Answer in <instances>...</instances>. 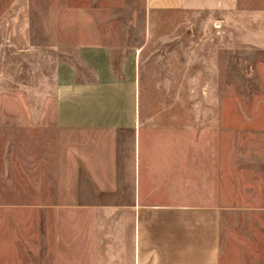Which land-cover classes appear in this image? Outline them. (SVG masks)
Here are the masks:
<instances>
[{
    "label": "crops",
    "instance_id": "crops-1",
    "mask_svg": "<svg viewBox=\"0 0 264 264\" xmlns=\"http://www.w3.org/2000/svg\"><path fill=\"white\" fill-rule=\"evenodd\" d=\"M25 1L11 0L0 15L4 19L17 13L16 31L24 25ZM145 6L149 20L177 14L203 23L149 24L144 42L130 46L124 55L122 45L101 44V60L109 56L128 65L131 95L139 104L126 108L131 114L126 121L115 116L108 120L106 114L121 113V108L101 105V138L92 154L85 137L89 123L73 116L83 115V108L56 105L46 121L42 109L32 107L36 115L29 121L18 122L13 131L0 128L1 188L15 162L22 170L21 163L32 159L37 178L49 179L39 184L41 194H57L59 186L68 194L101 193V205L54 200L35 204L39 217L34 237H0V258L27 255L37 259L35 264L45 258L50 264H62L61 259L87 264L84 259L90 257L94 241L101 264H264V153L251 154L244 139L219 140L217 105L140 103L156 96L218 95L212 85L202 88V66L218 65L211 47L204 58L201 44L169 38L154 43L152 33H211L225 39L221 45L231 50L234 43L227 36L237 35L241 46L264 51V12H247L239 0H145ZM5 26L0 24V32ZM214 47L217 51L219 46ZM154 49H161L160 57L153 58ZM65 68L63 63L55 67L57 103L72 90ZM216 79L209 74L210 83ZM1 188L0 195L9 193ZM9 207L0 202V209ZM88 210H101L95 237L84 218ZM24 241L32 243L33 254L22 248Z\"/></svg>",
    "mask_w": 264,
    "mask_h": 264
},
{
    "label": "rangeland",
    "instance_id": "rangeland-1",
    "mask_svg": "<svg viewBox=\"0 0 264 264\" xmlns=\"http://www.w3.org/2000/svg\"><path fill=\"white\" fill-rule=\"evenodd\" d=\"M10 4L11 0H0V15ZM25 6L24 25L20 31H16L19 25L17 13L10 18L0 17V24L6 25L0 32V125L8 123L0 128L9 126V130L13 131L18 127V122L25 118L29 121L30 117L36 115L31 112L32 107L42 109L41 116L46 121L53 117L56 105L83 108V115L73 116H83L89 123L85 137L90 140L91 145L87 149L91 154L96 149L95 141L101 138V105L121 108V113L106 114L108 120L115 116L126 121L131 117L126 108L139 104V99L137 101L131 95L128 65H122L123 59L114 60L112 57L109 60V56L101 60V44L112 47L122 45L126 49L122 51L124 55V52H129L130 46H139L144 42L147 36L144 27L149 24L198 27L203 23L200 19L177 14L155 15L149 20L145 0H26ZM239 6L250 13L264 12V0H239ZM22 28L26 29L25 33ZM165 31L161 29L152 33L151 41L161 43L169 38L175 42L186 40L201 44L204 58L209 55L208 49L212 48L210 53L212 57L217 55L218 65L202 66L205 74L202 88L209 89L212 85L217 90V98L156 96L140 103L162 106L217 105L219 140L244 139L249 141L247 146L251 154L264 153V51L241 46L237 35L233 38L227 36L228 43H234L231 50L221 45L225 39L218 35L199 32L167 34ZM215 44L219 46L217 51H214ZM80 46L86 48L79 50ZM161 53V49H154L153 58L160 57ZM59 63L66 66L65 82L72 86V90L57 103L55 67ZM210 73L212 78L216 76L215 82H209ZM18 164L15 162V170L5 179L4 187H0L9 191L0 195V202L10 205L9 209H0V237H34V224L39 214L33 206L39 202L54 200L58 203L101 205V193L68 194L65 188L59 186L57 194H41L38 192L41 189L39 184L49 179L37 178L32 159H27L25 165L21 163L25 169L19 170ZM95 173L98 174L97 171ZM48 188L49 185L42 189ZM85 213H88L84 218L88 222L89 234L95 237L94 224L97 220L101 221V210H88ZM94 245V241H91L90 257L84 259L87 264H101ZM22 248L31 250L28 253L33 254L32 243L24 241ZM23 251L26 255V250ZM50 260L42 259V263L50 264ZM66 260L61 259L62 264ZM35 261L37 259L27 255L0 258V264H35ZM52 261L56 263L57 259Z\"/></svg>",
    "mask_w": 264,
    "mask_h": 264
}]
</instances>
